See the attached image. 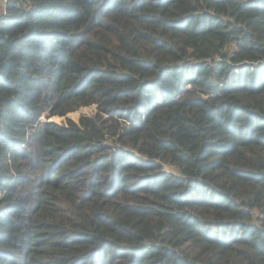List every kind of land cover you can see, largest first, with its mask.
<instances>
[{
    "label": "trees",
    "instance_id": "16d2710c",
    "mask_svg": "<svg viewBox=\"0 0 264 264\" xmlns=\"http://www.w3.org/2000/svg\"><path fill=\"white\" fill-rule=\"evenodd\" d=\"M5 6L0 264H264V0Z\"/></svg>",
    "mask_w": 264,
    "mask_h": 264
},
{
    "label": "rangeland",
    "instance_id": "374dc122",
    "mask_svg": "<svg viewBox=\"0 0 264 264\" xmlns=\"http://www.w3.org/2000/svg\"><path fill=\"white\" fill-rule=\"evenodd\" d=\"M94 111H95V105H90V106L81 107L75 111L69 112L67 116L74 120H77L79 115L86 114V113H92ZM49 119L55 120L57 122H61L65 119V117L64 116H52Z\"/></svg>",
    "mask_w": 264,
    "mask_h": 264
},
{
    "label": "built area",
    "instance_id": "2783aa9c",
    "mask_svg": "<svg viewBox=\"0 0 264 264\" xmlns=\"http://www.w3.org/2000/svg\"><path fill=\"white\" fill-rule=\"evenodd\" d=\"M6 1L7 0H0V12H4L6 10Z\"/></svg>",
    "mask_w": 264,
    "mask_h": 264
}]
</instances>
